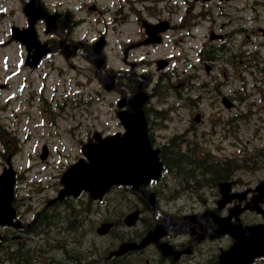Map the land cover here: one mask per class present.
<instances>
[{
  "label": "flooded vegetation",
  "instance_id": "1",
  "mask_svg": "<svg viewBox=\"0 0 264 264\" xmlns=\"http://www.w3.org/2000/svg\"><path fill=\"white\" fill-rule=\"evenodd\" d=\"M70 1L39 0V3L48 15L55 17L52 24L47 19L42 21L47 31L68 36L74 44L70 36L78 29L79 21L67 10ZM235 1L159 0L166 4L187 3L192 9H195L192 2L213 6L217 9L212 16L207 15L205 9L203 12L208 17H216L219 21L217 29L203 25L207 20L205 16H194L189 12L178 22L175 16L165 15L150 21L153 20L154 24L168 21L169 32L174 30L186 37L208 33V36L218 37L220 34L226 38L239 27L238 9L224 7L226 3ZM246 2L254 5L264 0ZM135 18L140 19L141 25L144 19L149 20L140 15ZM51 41L46 42L47 45ZM61 42L62 39L59 45ZM143 107L147 112L146 102ZM185 137L182 135V140ZM151 140L155 142L153 136ZM150 145L159 151L158 157L172 181H165V176L164 180L160 178L157 183L153 182L156 186H151L152 183L141 185V191L126 188L122 197L138 198L143 206L128 207L120 213V218L125 217L124 222L129 215L136 214L130 223H123L122 230L117 228L119 222L111 216L110 220L106 218L103 222L109 221L114 227H106L102 229L104 232H100L98 227L103 222L99 226L95 223L96 207H61L53 216L45 211L40 219L36 216L29 223L23 222L21 227L12 228L11 238L7 236L10 231L3 229L5 234L0 239V251L2 245L11 240L12 249L14 246L19 251L26 246L17 254L18 257L42 249L41 256H34L30 264H38L41 259L43 264H97L99 233L109 237V241L105 250L107 258L98 264H264V173L258 174L259 171L250 169L233 171L237 166L235 162L240 160L216 158L211 151L217 150L219 144H183L180 140L174 144ZM242 161L249 160L244 158ZM260 164H264V160H260ZM188 165H202L205 169L219 171V174L185 173L178 176L174 173L175 169ZM225 165L229 167L225 168ZM251 171L250 176L245 175ZM241 172L244 174L240 175ZM162 181L171 185V189H164L162 185L159 188ZM150 196L154 197V203L158 199V204L149 206L145 198ZM18 215L24 219L34 213ZM121 248L125 250L119 251Z\"/></svg>",
  "mask_w": 264,
  "mask_h": 264
},
{
  "label": "rangeland",
  "instance_id": "2",
  "mask_svg": "<svg viewBox=\"0 0 264 264\" xmlns=\"http://www.w3.org/2000/svg\"><path fill=\"white\" fill-rule=\"evenodd\" d=\"M85 1L78 0L71 5L72 11L78 17H84L85 13L96 15L87 9L91 3L98 4L100 8L98 13L109 4V0ZM81 4L84 7H81ZM24 7L25 3L22 0H0V42L2 41L0 43V84L5 85L0 95V116L4 128L13 132L11 138H15L18 143L5 144L8 145L9 151L4 144H0V172L2 167L7 165V155L9 152H13L11 162L23 177L17 185L18 197H16L15 203L16 205L19 204V207L22 208L21 211H24L23 213H29L25 207L30 206L33 211L40 210L45 206L48 197L56 196L55 189L51 187L55 186L58 179L55 180L52 176H58L65 165L76 162L81 157L78 144H87L92 141L95 129L100 134L105 131L109 134L114 131H122V127L118 126L117 112L113 107V103L119 95L118 92L112 93L104 89L95 76L92 64L85 58L75 57L66 60L61 55H56L52 63L46 61L39 69H36V66H32L31 62L26 60L28 52L25 45L12 37L13 27L25 29L28 26ZM148 11L144 12L145 18H155L159 15L157 10ZM164 15L168 17L169 14L164 12ZM136 27L138 28L137 23L130 19L127 26L119 29L122 31L121 33L107 32L109 43L105 52L107 65L110 69H130L124 62L121 42L126 37L133 38L136 35ZM87 28L84 27L79 37L91 41L97 35L95 33H90L89 36L83 35ZM98 30H102V27H99ZM38 31V38L44 41L46 39L44 26L38 25ZM192 47L197 50V46ZM235 49L238 48L235 47ZM227 51L231 54H238L231 48ZM145 54L149 64L140 65L134 69L136 77L129 79V82L136 83L143 78V75L147 74L151 78L147 90L151 92L159 79V72L156 64L153 63L154 59L156 57H170L172 54L179 56V52L171 50L170 44L167 43L162 47L136 52L134 57L137 58V56ZM196 56V52H192V60H195ZM132 58L133 56L130 59ZM173 65L172 68H174ZM221 68H225V66H221ZM228 68L230 75L227 77L228 79L225 76L227 84L222 87L224 95L233 94V87L240 88L237 80L240 69ZM198 76L204 82H211V89L214 87L210 76H207L204 71L200 70ZM213 76L219 81L223 80V74L220 72ZM239 76H246V71L242 69ZM246 80L254 81L249 76L248 78L246 76ZM23 81L28 84L26 89L23 88ZM42 82H45L46 87L44 91L39 92L38 90L43 85ZM197 82L199 83V81ZM147 83L148 79L144 81V84ZM156 89L162 90L163 88L158 85ZM68 90H73L72 93H75L76 96L71 98L72 93H68ZM261 95L264 96V93ZM44 96L48 99L45 103L43 102ZM259 96L260 92L259 94L255 93L254 99L257 104L252 109L249 122L240 121L233 128L212 127L214 119L228 118L233 114V112L225 111L222 106L223 114L221 115H218L219 110H214L211 107L212 102L209 103V100L205 104L197 106L196 110H203L205 114L206 122L202 129L210 130L204 137L205 139L199 142L200 144H219L217 150L211 152L220 160L221 158L237 159L244 150H248V152L253 153L251 155L252 164L249 165L250 170L259 171L258 174H262L264 167L259 166L258 162H260L261 153L264 154V101H259ZM52 98L59 100L61 108L51 109L54 102ZM174 98L175 96L172 101ZM33 105H35V109H33ZM71 105L72 107H70ZM177 105L179 106L175 107L176 117L172 120L173 123L181 124L194 115V107L196 106L185 108L183 102H177ZM239 107V112L247 111V108L241 106L240 103ZM171 125L173 126V124ZM6 130H4V134H6ZM193 137L198 140L199 135L194 134ZM19 142L22 143L19 144ZM43 143L48 144L49 147L48 161L45 162H42L40 158ZM252 171L245 175L250 176ZM242 174L244 173L241 172L240 175ZM245 175L244 178H247ZM165 181L171 183L172 179L167 176ZM106 200L110 203L120 202L117 192ZM39 207L41 208L39 209ZM103 243L104 240L98 238V245L101 246Z\"/></svg>",
  "mask_w": 264,
  "mask_h": 264
},
{
  "label": "water",
  "instance_id": "3",
  "mask_svg": "<svg viewBox=\"0 0 264 264\" xmlns=\"http://www.w3.org/2000/svg\"><path fill=\"white\" fill-rule=\"evenodd\" d=\"M35 3V1H33ZM27 12L31 15V23L42 17L35 5L30 4ZM21 34V35H20ZM20 39L27 41L29 46L35 45V36L32 28L18 34ZM40 53L37 55L39 58ZM99 66H101V63ZM140 97L134 104L137 113L127 118L130 129L127 137L120 143L103 145L105 149L89 152L86 155L91 163L77 165L69 173V183L72 184L70 191H77L81 188H89L93 196L97 197L105 192L114 183L139 184L152 175H157L160 165L157 158L152 156L151 147L146 137L145 123L142 114L138 109ZM155 153V152H154ZM12 178V179H11ZM14 177L12 169H9L0 177V210L11 211V201L13 198ZM3 213V212H1ZM5 218L0 215V224L5 223Z\"/></svg>",
  "mask_w": 264,
  "mask_h": 264
},
{
  "label": "trees",
  "instance_id": "4",
  "mask_svg": "<svg viewBox=\"0 0 264 264\" xmlns=\"http://www.w3.org/2000/svg\"><path fill=\"white\" fill-rule=\"evenodd\" d=\"M193 169L191 167L188 169L189 175H204V174L217 175V174H219V171H217L215 169L209 170V169H205V168H202V167H199V168L193 167Z\"/></svg>",
  "mask_w": 264,
  "mask_h": 264
}]
</instances>
